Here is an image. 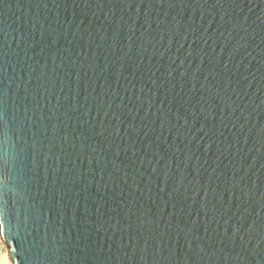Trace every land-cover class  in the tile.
Returning <instances> with one entry per match:
<instances>
[{"label": "water", "instance_id": "obj_1", "mask_svg": "<svg viewBox=\"0 0 264 264\" xmlns=\"http://www.w3.org/2000/svg\"><path fill=\"white\" fill-rule=\"evenodd\" d=\"M6 264H264V0H0Z\"/></svg>", "mask_w": 264, "mask_h": 264}, {"label": "built area", "instance_id": "obj_2", "mask_svg": "<svg viewBox=\"0 0 264 264\" xmlns=\"http://www.w3.org/2000/svg\"><path fill=\"white\" fill-rule=\"evenodd\" d=\"M0 264H6L4 260L1 258V246H0Z\"/></svg>", "mask_w": 264, "mask_h": 264}, {"label": "bare ground", "instance_id": "obj_3", "mask_svg": "<svg viewBox=\"0 0 264 264\" xmlns=\"http://www.w3.org/2000/svg\"><path fill=\"white\" fill-rule=\"evenodd\" d=\"M1 258L3 259V248L1 247Z\"/></svg>", "mask_w": 264, "mask_h": 264}]
</instances>
